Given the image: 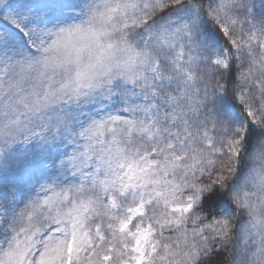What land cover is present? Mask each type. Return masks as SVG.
<instances>
[{"label": "snow or ice", "instance_id": "snow-or-ice-1", "mask_svg": "<svg viewBox=\"0 0 264 264\" xmlns=\"http://www.w3.org/2000/svg\"><path fill=\"white\" fill-rule=\"evenodd\" d=\"M0 264H264V0H0Z\"/></svg>", "mask_w": 264, "mask_h": 264}]
</instances>
